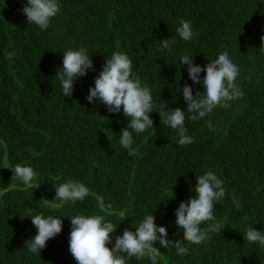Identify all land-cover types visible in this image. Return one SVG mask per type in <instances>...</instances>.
Here are the masks:
<instances>
[{
	"label": "trees",
	"instance_id": "obj_1",
	"mask_svg": "<svg viewBox=\"0 0 264 264\" xmlns=\"http://www.w3.org/2000/svg\"><path fill=\"white\" fill-rule=\"evenodd\" d=\"M26 3L0 0V264H78L68 239L75 215L112 221L117 230L109 248L150 214L158 227L167 228L169 240H181L175 211L196 196V177L209 170L226 190L214 205L221 229L200 245L182 241L189 249L185 255L157 242L163 254L157 264H264V247L244 237L249 226L264 231V0H59L60 12L46 30L28 24L22 12ZM181 19L191 22L190 41L176 32ZM171 38L170 49H162L160 41ZM80 47L94 70L78 77L73 95L65 97L55 76L64 52ZM117 51L128 54L133 74L153 97L154 129L133 132L137 156L119 143L129 123L122 109L109 113L104 104L86 99L106 59ZM224 51L239 68L235 83L243 96L195 121L187 118L194 113L186 112L193 142L182 146L158 112L162 102L187 110L185 84L194 95L203 91L189 79L180 57L203 67ZM205 75L200 73L201 79ZM209 120L214 130L206 126ZM17 164L38 173L33 187L12 180ZM69 179L89 188L84 200L55 209L40 202L53 200L54 185ZM28 209L63 219L61 233L39 256L25 244L38 231ZM127 264L151 260L133 257Z\"/></svg>",
	"mask_w": 264,
	"mask_h": 264
},
{
	"label": "clouds",
	"instance_id": "obj_2",
	"mask_svg": "<svg viewBox=\"0 0 264 264\" xmlns=\"http://www.w3.org/2000/svg\"><path fill=\"white\" fill-rule=\"evenodd\" d=\"M27 17L28 24L34 23L41 30L50 26V21L60 12L59 0H27L22 8ZM179 37L190 41L195 33L190 21L180 20V27L176 29ZM264 40V37H262ZM173 43L171 39L161 40L162 49H170ZM13 53L8 54L12 58ZM42 58V57H41ZM180 62L187 65L189 79L193 84L201 85L203 91H195L190 85L183 86V99L187 103V110L181 108L172 109L167 102H162L158 111L161 122L176 130L180 145H188L193 138L187 135L185 126V113H194L187 118L198 120L210 115L219 106L230 107V101L243 96L239 85L235 83L239 68L233 63L227 51L218 55L214 61H210L201 67L193 63V58L182 55ZM63 68L57 70L56 76L61 84L65 97H71L74 92V83L78 77L87 75L88 70L93 69V62L84 47L79 50L68 49L63 54ZM206 73L201 79L200 73ZM89 103L99 101L107 107L109 113L123 115L128 119L127 127L121 129L119 143L128 150L130 156H137L138 150L133 147V132L140 134L146 130L154 129V121L150 118L153 109V97L148 86L142 84L138 75L132 71V61L127 53L114 52L111 58L106 59L102 71L94 79V87L89 88L86 97ZM167 109V111H165ZM209 129L214 130L211 121L206 122ZM35 156L37 153L28 149ZM38 173L31 166L15 165L12 180H20L25 186L33 187ZM194 188L196 196L187 202H181L175 211L176 226L182 231L181 240H169L167 228L158 227L153 214L146 215L139 223L135 231L125 229L122 236H116L114 247L107 245L112 243L110 234L115 233L117 226L112 221L106 220L103 215H75L70 218L71 231L69 236V251L78 264H127L131 258L136 259L147 256L151 264H157L163 254L154 245L158 242L162 248L174 246L177 255H185L189 249L182 241L200 245L211 239L210 233L219 231L222 225L214 216V205L226 195L224 182L214 172L206 171L196 177ZM56 195L53 200L42 198L40 202L55 209L62 204L84 200L89 195V188L82 182L69 179L64 183L54 185ZM237 209L241 207L236 197H232ZM59 202V203H57ZM28 216L36 227L37 234L26 241L28 251L39 256L46 242L61 233L63 219L54 216L45 217L43 213L33 215L28 209ZM205 221H213L207 227L200 225ZM245 239L251 243H258L264 247V231H257L253 226L246 229Z\"/></svg>",
	"mask_w": 264,
	"mask_h": 264
}]
</instances>
